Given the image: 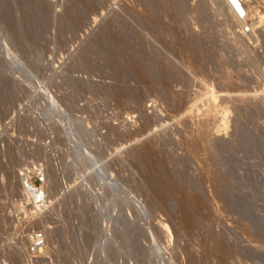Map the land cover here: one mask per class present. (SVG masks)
Returning a JSON list of instances; mask_svg holds the SVG:
<instances>
[{
  "label": "rangeland",
  "instance_id": "374dc122",
  "mask_svg": "<svg viewBox=\"0 0 264 264\" xmlns=\"http://www.w3.org/2000/svg\"><path fill=\"white\" fill-rule=\"evenodd\" d=\"M234 1L0 0L2 249L41 164L47 264H264V0Z\"/></svg>",
  "mask_w": 264,
  "mask_h": 264
},
{
  "label": "built area",
  "instance_id": "2783aa9c",
  "mask_svg": "<svg viewBox=\"0 0 264 264\" xmlns=\"http://www.w3.org/2000/svg\"><path fill=\"white\" fill-rule=\"evenodd\" d=\"M237 13L242 20L244 14L239 11ZM19 175L20 189L24 198L21 209H25L17 212L15 218L18 229L23 231L24 236H27V240L24 239L26 244L23 264H43L42 255L46 252L47 238L39 218L43 214L47 199L45 169L41 164H29L22 168ZM4 256L0 245V264H8Z\"/></svg>",
  "mask_w": 264,
  "mask_h": 264
},
{
  "label": "bare ground",
  "instance_id": "6f19581e",
  "mask_svg": "<svg viewBox=\"0 0 264 264\" xmlns=\"http://www.w3.org/2000/svg\"><path fill=\"white\" fill-rule=\"evenodd\" d=\"M226 1V0H225ZM229 3H230V6H229V4H228V6H229V8L230 9H232L234 12H235V14L238 16V13H237V11H239V12H241V13H243L242 12V10H241V8H240V6L237 4V3H235V1L234 0H227ZM86 13V12H85ZM244 14V13H243ZM64 16V15H63ZM245 15H243V17H244ZM239 20H240V18H239V16L237 17ZM244 18H247V17H244ZM243 19V18H242ZM70 27V26H69ZM209 121V120H208ZM206 125V124H205ZM147 179V178H146ZM223 187V186H222ZM181 210H183V209H181ZM192 215V214H191ZM191 220V219H190ZM186 224V223H185ZM19 227V226H18ZM15 229V228H14ZM14 231V230H13ZM16 231V233H13V235H16L17 233L19 234H22L23 233V231L22 230H20V229H16L15 230ZM14 231V232H15ZM50 233H49V235H51L52 234V232L51 231H49ZM23 235V234H22ZM21 235V236H22ZM52 237H53V234L51 235ZM51 237V238H52ZM18 238V237H17ZM50 238V239H51ZM54 238V237H53ZM16 240V239H15ZM11 243V242H10ZM10 243H8L7 244V246L5 245V247L2 249V251H3V253L5 254V252H7L8 253V256L7 257H9L11 260H13L14 261V263H19V262H21V264H23V262H24V257H25V242L22 240V238H19L18 239V241H17V243H13L11 246H10ZM9 245V246H8ZM8 248V249H5V248ZM20 254H22V255H20ZM22 256V257H21ZM45 256V255H44ZM10 260V261H11ZM47 261H48V259L46 260V257H43L42 256V263L43 264H47Z\"/></svg>",
  "mask_w": 264,
  "mask_h": 264
}]
</instances>
